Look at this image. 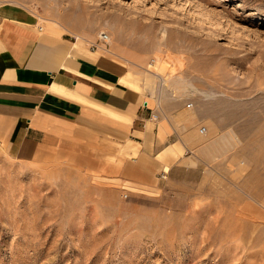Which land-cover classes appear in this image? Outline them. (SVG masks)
<instances>
[{
    "label": "rangeland",
    "instance_id": "374dc122",
    "mask_svg": "<svg viewBox=\"0 0 264 264\" xmlns=\"http://www.w3.org/2000/svg\"><path fill=\"white\" fill-rule=\"evenodd\" d=\"M3 5L74 41L106 33L133 86L179 98L208 132L199 161L152 186L65 151H0V264H264V0Z\"/></svg>",
    "mask_w": 264,
    "mask_h": 264
},
{
    "label": "crops",
    "instance_id": "0c3cea01",
    "mask_svg": "<svg viewBox=\"0 0 264 264\" xmlns=\"http://www.w3.org/2000/svg\"><path fill=\"white\" fill-rule=\"evenodd\" d=\"M73 39L23 7L0 6L1 152L32 162L65 151L104 178L149 186L199 161L208 131L198 113L133 86L125 63L91 49L97 39Z\"/></svg>",
    "mask_w": 264,
    "mask_h": 264
},
{
    "label": "built area",
    "instance_id": "2783aa9c",
    "mask_svg": "<svg viewBox=\"0 0 264 264\" xmlns=\"http://www.w3.org/2000/svg\"><path fill=\"white\" fill-rule=\"evenodd\" d=\"M108 45V35L104 32H101L98 37H97V41L95 43V45L91 46V49H97V47H100L101 49H105ZM191 104L188 105V107H190ZM150 119H157V116L154 114H151ZM205 132V127L200 128V133L204 134Z\"/></svg>",
    "mask_w": 264,
    "mask_h": 264
},
{
    "label": "bare ground",
    "instance_id": "6f19581e",
    "mask_svg": "<svg viewBox=\"0 0 264 264\" xmlns=\"http://www.w3.org/2000/svg\"><path fill=\"white\" fill-rule=\"evenodd\" d=\"M109 42H111V40H110L109 37H108V43H109Z\"/></svg>",
    "mask_w": 264,
    "mask_h": 264
}]
</instances>
